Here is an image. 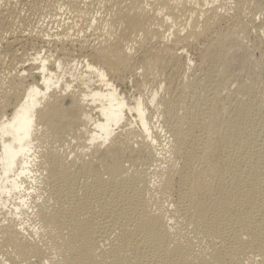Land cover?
<instances>
[{
    "label": "bare ground",
    "instance_id": "1",
    "mask_svg": "<svg viewBox=\"0 0 264 264\" xmlns=\"http://www.w3.org/2000/svg\"><path fill=\"white\" fill-rule=\"evenodd\" d=\"M0 264H264V0H0Z\"/></svg>",
    "mask_w": 264,
    "mask_h": 264
},
{
    "label": "rangeland",
    "instance_id": "2",
    "mask_svg": "<svg viewBox=\"0 0 264 264\" xmlns=\"http://www.w3.org/2000/svg\"><path fill=\"white\" fill-rule=\"evenodd\" d=\"M23 14L26 15L27 13L23 11ZM64 17H66V15H63L62 18H63V19H66V18H67V17H66V18H64ZM63 19H62V20H63ZM40 22H41V17H40ZM45 24H47V23H45ZM44 27H45V26H44ZM52 28H54V25L48 26V30H50V31H49V34H52ZM28 51H29V50H28ZM28 51H27V53H28ZM29 53H31V51H29ZM5 59H6V60H5V62H6V61H7V58H5ZM6 64H7V62H6ZM5 68H6V69H9V68L12 69L11 66H9V65H5V67L3 68V71H4V70L7 71ZM12 70H14V69H12ZM5 71H4V72H5ZM9 71H10V70H9ZM158 132H161V133H160V135H161V137H162L161 139L164 140L163 136L166 137V134H163V133H164L163 131H159V130H158ZM162 134H163V135H162Z\"/></svg>",
    "mask_w": 264,
    "mask_h": 264
}]
</instances>
